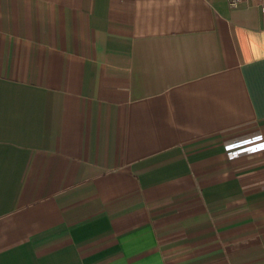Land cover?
Here are the masks:
<instances>
[{"label": "crops", "instance_id": "1", "mask_svg": "<svg viewBox=\"0 0 264 264\" xmlns=\"http://www.w3.org/2000/svg\"><path fill=\"white\" fill-rule=\"evenodd\" d=\"M0 264H264V0H0Z\"/></svg>", "mask_w": 264, "mask_h": 264}, {"label": "built area", "instance_id": "2", "mask_svg": "<svg viewBox=\"0 0 264 264\" xmlns=\"http://www.w3.org/2000/svg\"><path fill=\"white\" fill-rule=\"evenodd\" d=\"M241 1L243 0H228V4L231 8H236Z\"/></svg>", "mask_w": 264, "mask_h": 264}]
</instances>
